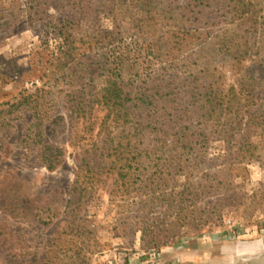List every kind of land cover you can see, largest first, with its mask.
<instances>
[{
    "label": "trees",
    "instance_id": "1",
    "mask_svg": "<svg viewBox=\"0 0 264 264\" xmlns=\"http://www.w3.org/2000/svg\"><path fill=\"white\" fill-rule=\"evenodd\" d=\"M26 1L23 4V0L9 3L0 0V39L16 34L22 20L32 27L46 20L40 35L42 45L49 47L52 40L57 43V52H53L55 56L44 75L49 78L46 81L49 88L56 78H65L67 71L76 72L84 53H77L70 20L50 14L44 0ZM72 3L73 7L83 8L87 0ZM138 5L144 13L142 26L154 19V27L160 28L155 32L161 34L165 30L154 42L145 41L150 48L154 44V57L152 53L140 56L144 63L137 67L129 54H96L91 65L83 68L92 71L93 78L102 76L104 87L94 89L91 99H86L81 90L62 92L64 107L70 115V145L76 149V182L68 201L69 209L75 207L68 215V235L74 234L81 243L67 251L52 250L53 256L45 257L42 264H87L85 250L90 247H86V242L94 238L93 231L76 226L77 208L96 193L93 185L107 191L113 197L112 202L124 203L127 210L146 206L148 201L152 204L161 201L166 212L174 210L172 226L151 228L145 223L142 229L149 239L148 245L158 249L164 240L173 238V225L184 221L179 198L182 193L168 192L169 184L178 176L186 178L185 186L190 185L191 177L209 176L200 173L213 138L226 143L222 157L225 163L222 162L219 173L228 172L232 176L234 169L239 170L251 160L248 154L256 147L249 138L252 129L264 131V75L262 70L256 72L260 65L264 69V57L260 51L252 50L256 41L252 40L260 25L256 6L248 0H186L192 23L184 31H168L165 27L169 25L163 22L170 10L165 4L138 0ZM110 39L105 35L93 40L98 46L111 44ZM207 45L214 46L222 66L202 55ZM224 71L230 73L232 83H227ZM46 92V89L24 91L16 101L0 103V131L12 122L1 116L2 112L8 111V116L15 110L33 111ZM50 120L48 115L40 116L33 111L29 129L36 139L47 140V123L53 126L66 122L65 117ZM238 131L243 133L242 138L234 145ZM38 150V158L48 171H55L62 164L61 147L47 143ZM145 161H149L154 173L145 172L148 169Z\"/></svg>",
    "mask_w": 264,
    "mask_h": 264
},
{
    "label": "rangeland",
    "instance_id": "2",
    "mask_svg": "<svg viewBox=\"0 0 264 264\" xmlns=\"http://www.w3.org/2000/svg\"><path fill=\"white\" fill-rule=\"evenodd\" d=\"M1 1L9 3V0ZM23 1V4L27 2ZM150 1L165 4L170 10L163 22L169 25L165 27L167 30L184 31L193 21L186 0ZM248 1L256 6L260 23L252 50L260 51L264 57V0ZM44 2L54 17L71 21L70 34L77 53L86 57L79 59L82 64L79 63L76 72L67 71L65 78H56L48 88L49 78L44 75L55 56L53 52H57V43L52 40L49 47L42 45L40 35L46 20L34 27L22 20L16 34L0 39V103L16 101L24 91L46 89L45 97L33 111L40 116L48 115L50 122L57 117L66 120L53 126L47 123L49 131L44 141L43 137L36 139L29 129L33 111L15 110L8 116V111L1 113L12 122L0 131V264H42L45 257L53 256L52 250L67 251L80 245L79 238L68 235V215L75 207L69 209L68 201L76 182V149L70 145V115L64 107L62 92L81 90L86 99H91L94 89L104 87L105 79L100 75L93 78L92 71L86 72L83 65H91L96 54L124 53L140 67L145 55L152 53L154 57V44L150 48L145 41L154 42L165 32H155L160 28L154 27V19L142 26L141 20L145 19L138 0H87L83 8L73 7L76 2L72 0ZM105 35L111 37V44L96 46L93 39ZM202 55L222 66L213 45H207ZM259 67L256 72L262 70L264 75L263 66ZM224 72L227 83H232L230 73ZM255 130L249 134L256 146L248 154L251 160L239 170L234 169L232 176L228 172L219 173L226 143L213 138L200 173L209 176L195 173L200 176L191 177L188 186H185L186 178L178 176L169 184L168 192L182 193L179 198L184 221L173 225V238L164 240L158 249L148 245L149 239L144 237L142 229L145 223L151 228L172 226L174 210L166 212L161 201L154 204L148 201L146 206L127 210L124 203L112 202L113 197L107 191L93 185L96 193L77 208L76 226L93 231L94 238L86 242V247H90L85 250L87 264H264V131ZM242 134L235 133L234 145L240 142ZM47 143L64 151L62 164L52 172L38 158V148ZM145 164L148 166L145 172L154 173L149 161ZM134 197L135 194L132 200Z\"/></svg>",
    "mask_w": 264,
    "mask_h": 264
}]
</instances>
